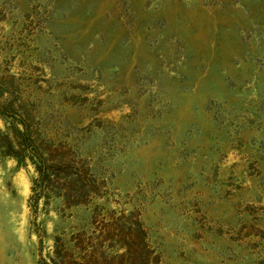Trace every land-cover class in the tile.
I'll use <instances>...</instances> for the list:
<instances>
[{"label":"rangeland","instance_id":"obj_1","mask_svg":"<svg viewBox=\"0 0 264 264\" xmlns=\"http://www.w3.org/2000/svg\"><path fill=\"white\" fill-rule=\"evenodd\" d=\"M4 105L0 264H264V0H0Z\"/></svg>","mask_w":264,"mask_h":264},{"label":"trees","instance_id":"obj_2","mask_svg":"<svg viewBox=\"0 0 264 264\" xmlns=\"http://www.w3.org/2000/svg\"><path fill=\"white\" fill-rule=\"evenodd\" d=\"M5 108L6 105L1 107V114ZM22 124V128L16 126L13 128L12 137L4 136V139H1L3 152L15 155L19 160L25 158V155H28L30 160L35 163V167L38 171L37 179H41L47 174L46 157L36 139L33 137L31 128L24 120ZM34 188H36V186H33V189ZM56 239L51 261H46L45 264H103V259H101V253L98 248L94 247L89 250L87 244L83 243L82 239L76 242L73 247L65 245L64 242L58 243Z\"/></svg>","mask_w":264,"mask_h":264}]
</instances>
